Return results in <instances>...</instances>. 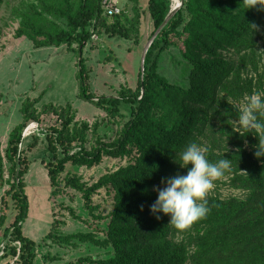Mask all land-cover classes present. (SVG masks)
<instances>
[{"label":"trees","instance_id":"16d2710c","mask_svg":"<svg viewBox=\"0 0 264 264\" xmlns=\"http://www.w3.org/2000/svg\"><path fill=\"white\" fill-rule=\"evenodd\" d=\"M132 2L133 17L128 18L122 9L111 16L110 24L101 18L106 16L101 0H36L27 8L15 9L19 18L15 37L25 36L37 48L77 43L71 50L79 54L78 97L93 102L113 118L123 116L119 109L122 103L131 106L129 118L105 140L97 134V121L75 120L71 104L44 105L41 112H52L59 121L45 133L51 151L45 167L52 185L68 162L91 167L104 156L128 159L91 184L76 174L64 178L66 186L82 193L91 213L92 193L101 187L112 189L113 204L104 237L94 231L63 234L57 226L46 236L53 242L73 243L75 239L110 245L113 254L97 260L101 264H264V156L253 154L257 137L252 133L241 136L234 125L239 115L234 101L264 90V66L255 51V28L251 31L249 25L263 24L264 11L244 9L242 0H183L148 47L137 86L122 85L116 96L98 97L89 90V71L81 55L91 35L88 25L98 20L110 35L129 38L131 30L138 31L141 15L139 0ZM171 5L172 0H147L152 34ZM171 47L178 49L180 61L190 65L187 86L171 82L158 71L161 54ZM230 48L231 56L226 57L223 52ZM36 101L23 100L22 120L10 130L3 154L0 143V188L8 185L2 200L15 210L11 224L3 230L1 256L10 254L16 264H35L36 243L22 230L29 212L24 180L29 162L21 144L25 125L39 120ZM89 131L95 141L87 147ZM191 142L208 147L210 162L228 158L230 169L222 175L227 177L223 183L244 195L208 194L207 215L179 231L169 223V215L160 213L156 219L149 205L156 199L153 186H162V177L185 172L176 161ZM36 144L37 138L28 149ZM4 158L9 163L7 177ZM84 259L91 260L78 261Z\"/></svg>","mask_w":264,"mask_h":264},{"label":"rangeland","instance_id":"374dc122","mask_svg":"<svg viewBox=\"0 0 264 264\" xmlns=\"http://www.w3.org/2000/svg\"><path fill=\"white\" fill-rule=\"evenodd\" d=\"M183 1V0H181ZM36 0H2L0 4V143L2 154L6 147L10 130L22 120L20 107L24 99H37L34 107L39 115V130L22 137L21 150L28 159V170L24 175L26 193L29 198L28 216L23 222L24 235L33 239L35 245V264H101L99 259H106L113 254L108 246H96L90 242L73 243L53 242L46 235L57 226L63 233L76 231H94L100 237L105 236L109 221V212L113 204L111 188L101 187L91 195V211L86 207L82 193L65 185L66 174H76L81 181L91 184L102 174L112 171L127 162V158L104 156L100 163L91 167L65 164L64 171L58 175L56 185H52L45 167L50 159L46 129L59 123L52 112H41L44 105L51 103L55 107L71 104L76 110L75 120H87L99 123L97 134L103 139L112 138L124 121L131 114V106L122 103L119 107L123 116L111 117L93 102L78 97V51L74 42L70 46L34 47L25 36L15 37L19 18L16 8H27ZM128 18L133 17L132 0H120ZM141 6L138 31L131 30V36L125 38L110 35L98 20L88 25L90 38L82 49V57L89 71V90L96 96H116L122 85L130 88L137 86L141 70L142 56L153 32V22L147 10V0H139ZM103 15V14H102ZM101 15V16H102ZM107 24L112 17L102 16ZM64 25L62 20L57 21ZM256 52L264 66V23L253 31ZM231 48L225 50L226 57L231 56ZM233 55V54H232ZM235 57V56H234ZM190 65L180 61L177 48L165 50L158 60V71L168 80L188 85ZM96 100V98H94ZM242 100V99H241ZM235 102V105L241 101ZM30 122V121H29ZM28 122V123H29ZM27 123V124H28ZM26 124V125H27ZM25 125V126H26ZM235 125V124H234ZM37 138V144L31 149L28 145ZM86 146L94 144L95 137L89 131ZM9 163L4 158V177H7ZM226 176L213 181V188L208 194L219 193L222 197L242 195L241 191L223 183ZM8 185L0 188V244L4 241L3 230L13 220L15 210L10 203L6 206L2 195ZM207 194V195H208ZM244 195V194H243ZM74 214H72L71 210ZM78 216V217H76ZM100 216V217H96ZM10 254L0 257V264H16ZM80 258L91 260L78 261ZM187 264H190L187 262Z\"/></svg>","mask_w":264,"mask_h":264},{"label":"clouds","instance_id":"9594fccd","mask_svg":"<svg viewBox=\"0 0 264 264\" xmlns=\"http://www.w3.org/2000/svg\"><path fill=\"white\" fill-rule=\"evenodd\" d=\"M244 9L256 8L264 11V0H242ZM252 29L255 24H249ZM239 115L234 121L235 131L241 136L252 133L258 143L254 156H264V90H257L245 95L236 105ZM207 146L189 143L179 154L183 174L177 173L162 177V186H153L156 199L149 205V211L160 219V213L169 215V223L179 231H184L197 220L205 217L209 211L207 194L213 188V181L230 169L228 158L210 162L207 158ZM190 165V166H189ZM141 208L143 206L141 205Z\"/></svg>","mask_w":264,"mask_h":264},{"label":"built area","instance_id":"2783aa9c","mask_svg":"<svg viewBox=\"0 0 264 264\" xmlns=\"http://www.w3.org/2000/svg\"><path fill=\"white\" fill-rule=\"evenodd\" d=\"M101 7L103 13L106 16H114L122 11V5L120 0H101ZM36 130H39V123L36 120H30V122L24 127L22 131V137H25ZM4 243L0 244V256L3 254Z\"/></svg>","mask_w":264,"mask_h":264},{"label":"water","instance_id":"95a60500","mask_svg":"<svg viewBox=\"0 0 264 264\" xmlns=\"http://www.w3.org/2000/svg\"><path fill=\"white\" fill-rule=\"evenodd\" d=\"M179 2H180V5L178 7L173 8V6L171 5V9L168 12L167 16L165 17L163 23L155 30V32L152 35L150 41L146 45L145 50H144V53H143V56H142V62H141V65H142L141 70L142 71L144 69V66H143V64H144V57H145V54H146V51H147L148 47L150 46V44H151L152 40L154 39V37L158 34V32L160 31V29L162 28V26L167 22V20L171 17V15L182 5V1L180 0Z\"/></svg>","mask_w":264,"mask_h":264},{"label":"bare ground","instance_id":"6f19581e","mask_svg":"<svg viewBox=\"0 0 264 264\" xmlns=\"http://www.w3.org/2000/svg\"><path fill=\"white\" fill-rule=\"evenodd\" d=\"M180 0H172V6L173 8L178 7L180 5Z\"/></svg>","mask_w":264,"mask_h":264},{"label":"crops","instance_id":"0c3cea01","mask_svg":"<svg viewBox=\"0 0 264 264\" xmlns=\"http://www.w3.org/2000/svg\"><path fill=\"white\" fill-rule=\"evenodd\" d=\"M8 137V136H7Z\"/></svg>","mask_w":264,"mask_h":264}]
</instances>
